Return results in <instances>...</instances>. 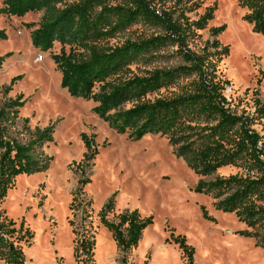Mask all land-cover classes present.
<instances>
[{
  "label": "trees",
  "instance_id": "16d2710c",
  "mask_svg": "<svg viewBox=\"0 0 264 264\" xmlns=\"http://www.w3.org/2000/svg\"><path fill=\"white\" fill-rule=\"evenodd\" d=\"M235 1L247 11L244 21L253 33L264 38V0ZM201 8L199 0H4L0 18L42 13L31 44L43 53L55 44L61 46L60 53L51 56L61 75V89L93 103L92 113L118 135L135 141L146 135L165 138L176 157L202 178L196 191L211 197L217 211L234 214L253 231L241 235L256 239L257 246L264 248V136L255 129L264 123V104L254 98V112L248 114L239 112L242 101L235 104L226 97L229 81L218 70L229 56V48L218 40L225 28L209 26L215 7L199 14ZM133 27L140 31L135 39L111 45ZM202 32L209 39L204 41ZM7 39L0 29V41ZM11 56L0 57V70ZM173 59L180 64H169ZM157 62L167 65L143 69ZM20 79L14 78L4 92L9 93ZM25 105L23 95H18L0 108V261L4 264H27L22 245L30 246L33 239L30 229L7 216L4 199L17 177L45 173L53 161L44 150L53 140V129L30 128L29 119L20 117ZM81 139L86 152L77 164L79 187L71 211L82 209L80 197L90 183L86 169L98 155L92 139L85 134ZM225 168L239 173L222 177L218 172ZM82 210L89 218V212ZM114 211L115 196L98 217L118 251L126 255L137 249L153 220L137 210L109 220ZM69 225L76 237L75 264H95V235L86 229L79 232L73 221ZM171 243L179 248L184 264H195L194 248L185 237L171 234Z\"/></svg>",
  "mask_w": 264,
  "mask_h": 264
},
{
  "label": "rangeland",
  "instance_id": "374dc122",
  "mask_svg": "<svg viewBox=\"0 0 264 264\" xmlns=\"http://www.w3.org/2000/svg\"><path fill=\"white\" fill-rule=\"evenodd\" d=\"M199 1V14L208 7L216 8L209 26L225 28L218 37L229 48V56L218 66L219 74L229 81L225 95L235 104L242 101L239 112L253 114L254 98L264 104V38L253 33L244 21L247 11L235 0ZM42 16L31 13L22 18H0V29L8 37L0 41V57L12 54L0 70V108L23 95L26 105L20 117L29 119L32 129H53V140L44 148L53 158L49 170L17 177L2 204L10 219L18 226L24 224L33 234L30 246L22 245L26 263L75 264L76 237L69 225L73 221L79 232L86 229L95 235V264H184L179 248L171 243V234L186 238L194 248L195 264H264V248L257 246L256 239L241 235L253 231L234 214L217 211L211 197L196 191L202 178L176 157L165 138L146 135L135 141L118 135L92 113L93 103L72 98L61 89V75L51 59L60 53L61 46L55 44L52 51L43 53L31 44V34L39 28ZM138 28L121 34L111 45L135 39L140 34ZM201 34L204 41L209 39L207 32ZM169 64L180 63L173 59ZM165 65L157 62L143 69ZM18 77L22 79L5 93L4 87ZM255 91L258 96H254ZM255 129L264 136V123ZM82 134L94 141L98 151L86 169L90 183L80 197L82 209L90 214L87 219L82 209L70 210L79 187L77 164L86 152ZM238 173L234 168L218 172L222 177ZM113 196L115 211L109 220L135 210L153 220L137 249L126 255L118 251L98 217Z\"/></svg>",
  "mask_w": 264,
  "mask_h": 264
},
{
  "label": "built area",
  "instance_id": "2783aa9c",
  "mask_svg": "<svg viewBox=\"0 0 264 264\" xmlns=\"http://www.w3.org/2000/svg\"><path fill=\"white\" fill-rule=\"evenodd\" d=\"M42 59V58H41Z\"/></svg>",
  "mask_w": 264,
  "mask_h": 264
}]
</instances>
